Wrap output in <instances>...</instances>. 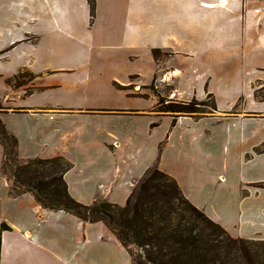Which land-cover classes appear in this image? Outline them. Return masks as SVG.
I'll return each mask as SVG.
<instances>
[{
	"label": "crops",
	"instance_id": "obj_1",
	"mask_svg": "<svg viewBox=\"0 0 264 264\" xmlns=\"http://www.w3.org/2000/svg\"><path fill=\"white\" fill-rule=\"evenodd\" d=\"M135 46L141 50L135 51ZM152 48L169 49L176 56L190 58V62L203 56L206 68L215 63L222 65L221 71L238 74V81L230 85L229 107L219 110L218 103V116L212 117L227 118L232 124L264 125V117L257 115L264 114L258 111L264 102H256L245 85V73L252 78L264 68L263 62L253 65L255 57L264 56V5L258 0H96L93 18L88 0H0L2 79L23 71L54 72L73 76V85L79 90L88 87L91 95L103 96L87 103L72 100L27 105L38 111L19 114L37 115V124L47 126L52 141L49 149L38 152L39 146L25 145L16 134L20 158H66L72 163L64 174L68 191L85 205L103 198L124 206L146 171L158 163L195 206L233 237L264 240V198L251 193L264 191L253 186L264 181L247 176L239 184L240 194L208 209L187 190L182 174L161 166V143L167 145L186 121L196 123L212 117H183L174 126L166 118L165 132L154 140L156 155L134 174L126 152L139 151L161 125L151 128L152 118L148 116L79 112L99 106H134L107 86L138 70L140 67L125 70V64L131 62V56H147ZM243 94L247 108L231 113ZM119 120L127 124L116 123ZM259 142L256 138L250 141V159L264 156V142ZM260 145L263 149L255 153ZM190 157L189 162L195 163L196 157ZM0 158V264H133L128 251L104 223H89L65 211L44 209L30 193L13 195L3 175L2 154ZM193 180L202 182L205 177L199 174Z\"/></svg>",
	"mask_w": 264,
	"mask_h": 264
},
{
	"label": "rangeland",
	"instance_id": "obj_2",
	"mask_svg": "<svg viewBox=\"0 0 264 264\" xmlns=\"http://www.w3.org/2000/svg\"><path fill=\"white\" fill-rule=\"evenodd\" d=\"M258 1L264 5V0ZM143 43L145 42L143 41ZM134 50L139 52L141 46H135ZM204 59L203 56H196L194 62H190V58L176 56L171 50L163 48L148 49L147 56L142 58L131 56L129 58L131 62L125 64V70L140 68L127 73L123 80L112 81L108 84L107 89L117 96L129 99L123 100L126 104L133 103L135 105L130 108L119 105L114 106L115 108L99 106L82 109L79 112L100 115L148 116L152 118L151 128L161 125L141 144L139 151L130 152L128 150L126 152L130 172L138 173L156 155L154 140L162 137L165 132L167 123L164 121L166 118H170L171 123L178 122L183 117L198 120L196 115L158 112L156 109L158 101L162 99L164 104H168L170 100L190 102L196 98L210 104L207 96L211 93L217 104L219 103V110L229 107L230 85L238 81V74L221 71L222 65L215 63L206 68L203 64ZM260 62L264 63V56L255 57L253 65L256 66ZM0 69L5 70L3 67ZM116 75L122 77L121 72H117ZM248 75L250 74L245 73L247 91L254 95L256 102H264V68H261L252 78H249ZM2 78L0 76V120L3 121L11 134L20 135L25 145L33 143V145L39 146V149H36L38 152L50 148L52 135L47 131L46 125L37 124L38 118L35 117L37 115L19 113L38 111L37 108L28 106H42L58 101L67 103L72 100L87 103L103 97L98 94L91 95L92 91L88 87L82 90L77 89L73 85L75 78L71 75L65 76L54 72L36 74L23 71L7 77V79ZM212 89L218 94V99ZM246 100L244 94L239 97L231 113L243 112L247 108ZM260 107L258 111H264V105ZM223 114L221 112L220 116ZM245 114L251 117L250 113ZM216 115L217 113L214 112L206 113L203 116ZM257 115L264 117V114ZM226 119L212 117L196 123L186 121L175 130L174 136L170 138L167 145H164V142L160 144L162 148L161 166L163 165L175 174H182L187 179V190L200 205L208 209L222 203L223 199H233L240 194L239 184L244 182L243 178L250 176L257 178V181H264V156L250 159L252 154L249 153V143L254 138L260 141L259 144L264 142V125L254 124L251 126L240 122L232 124ZM116 123L127 124L123 120ZM194 134L196 138L192 139ZM262 149L261 145L258 146L255 153ZM0 152L4 158V148L1 142ZM190 155L196 157V162L193 164L189 162L191 161ZM245 156L248 158L247 160H245ZM21 161L28 160L21 159ZM199 174L205 177L204 181L193 180V177ZM5 178L11 189L13 180ZM253 186L264 189V184ZM251 193L258 198H264V191L256 190ZM4 229H8V227L6 226Z\"/></svg>",
	"mask_w": 264,
	"mask_h": 264
},
{
	"label": "trees",
	"instance_id": "obj_3",
	"mask_svg": "<svg viewBox=\"0 0 264 264\" xmlns=\"http://www.w3.org/2000/svg\"><path fill=\"white\" fill-rule=\"evenodd\" d=\"M88 3L93 18L96 0ZM207 99L210 104L196 98L164 104L161 99L156 109L200 119L217 111L213 94ZM0 142L4 148L3 175L13 180V195L30 193L44 209L65 211L89 223H104L128 251L133 264H264V240L233 237L195 206L158 163L146 171L124 206L103 198L85 205L68 191L64 174L72 163L66 158L21 161L18 139L2 120Z\"/></svg>",
	"mask_w": 264,
	"mask_h": 264
},
{
	"label": "bare ground",
	"instance_id": "obj_4",
	"mask_svg": "<svg viewBox=\"0 0 264 264\" xmlns=\"http://www.w3.org/2000/svg\"><path fill=\"white\" fill-rule=\"evenodd\" d=\"M222 4H225V2H221Z\"/></svg>",
	"mask_w": 264,
	"mask_h": 264
}]
</instances>
